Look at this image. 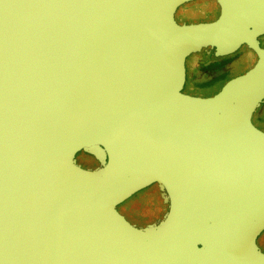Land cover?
Wrapping results in <instances>:
<instances>
[{"label": "water", "instance_id": "95a60500", "mask_svg": "<svg viewBox=\"0 0 264 264\" xmlns=\"http://www.w3.org/2000/svg\"><path fill=\"white\" fill-rule=\"evenodd\" d=\"M193 1L0 0V264H264V0L180 24ZM241 47L250 70L185 91L188 57ZM149 187L140 226L118 208Z\"/></svg>", "mask_w": 264, "mask_h": 264}, {"label": "rangeland", "instance_id": "374dc122", "mask_svg": "<svg viewBox=\"0 0 264 264\" xmlns=\"http://www.w3.org/2000/svg\"><path fill=\"white\" fill-rule=\"evenodd\" d=\"M218 16L219 10L214 0H197L184 4L176 13V19L180 24L206 23L217 19ZM256 62L257 55L246 47H241L234 54L223 59H213L206 51L200 55L193 54L187 59L190 79L188 80L189 84L186 86L185 91L192 95L202 97L216 95L228 81L246 73ZM201 64H204L206 66L205 68L211 69V72L201 73L197 71L196 67ZM218 64L223 66L219 71L217 70ZM225 65H228L227 70L226 68L224 70ZM220 71L222 72L221 75H219ZM254 123L257 126L264 125V104L257 114H255ZM89 162L93 164L96 161L90 158ZM84 163V167L88 166V164ZM151 189H153L152 195H155L156 202L146 204L145 206L136 205L138 198L141 199V197H144ZM128 200V203H135V207L139 209V216L137 217L132 214L129 208H125V213L128 217L133 218L132 221L140 222L143 226L157 223L164 215L165 207L162 205L159 194L154 188L144 189ZM119 209H122V204L119 206ZM258 242L264 248V233L262 238L259 237Z\"/></svg>", "mask_w": 264, "mask_h": 264}, {"label": "flooded vegetation", "instance_id": "af4514ba", "mask_svg": "<svg viewBox=\"0 0 264 264\" xmlns=\"http://www.w3.org/2000/svg\"><path fill=\"white\" fill-rule=\"evenodd\" d=\"M260 40L262 41V43L264 44V36H262V37H260ZM216 64V63H215ZM215 64H213V65H215ZM227 66L228 65H225V67H224V70H225V68H226V70H227ZM206 66L204 65V64H201V65H198L197 67H196V69H197V71H200L201 73H204V72H211V69H207V68H205ZM203 68V69H202ZM223 68V66L222 65H219L218 64V68H217V70L219 71V70H221ZM186 69H187V78H186V83H185V87L184 88H186V86L189 84L188 83V80L190 79V76H189V71H188V66H187V62H186ZM188 93V92H187ZM188 94H190V93H188ZM89 159H90V157H87V156H84V155H81V154H78L77 155V161L79 162V164H81V166H83L84 167V165H83V162H85L84 164H88V166H86V167H93V166H96V162H94L93 164H91L90 162H89ZM90 164V165H89ZM85 167V168H86ZM149 188H151V187H149ZM147 189V188H146ZM152 192H153V189H151L147 194H145V196L144 197H141V199L140 198H138V200H137V202H136V205H143V206H145L146 204H150V203H155L156 202V197H155V195L153 196L152 195ZM128 201L129 200H127L126 202H124L123 204H122V209H119L120 210V212L122 213V214H124V216H126V218L127 219H129V220H131L132 221V219L133 218H131V217H128V215L125 213V208H129V210H130V212L132 213V214H134L135 216H139V209H137V207H135V203L134 204H132V203H128ZM133 215V216H134ZM133 223H136V224H138V225H140V226H143V225H141V223L140 222H136V221H132ZM264 233V232H263ZM263 233L261 234V238H262V235H263ZM258 245H259V242H258ZM260 246V245H259ZM260 248L262 249V251H264V248L263 247H261L260 246Z\"/></svg>", "mask_w": 264, "mask_h": 264}, {"label": "trees", "instance_id": "16d2710c", "mask_svg": "<svg viewBox=\"0 0 264 264\" xmlns=\"http://www.w3.org/2000/svg\"><path fill=\"white\" fill-rule=\"evenodd\" d=\"M258 127L264 130V125H260V126L258 125Z\"/></svg>", "mask_w": 264, "mask_h": 264}]
</instances>
